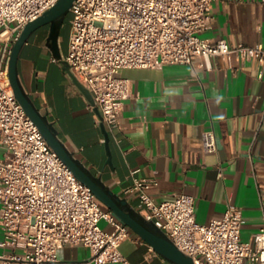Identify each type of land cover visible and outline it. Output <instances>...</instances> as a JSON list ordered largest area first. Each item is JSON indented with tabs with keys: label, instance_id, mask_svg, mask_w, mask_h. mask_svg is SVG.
Listing matches in <instances>:
<instances>
[{
	"label": "built area",
	"instance_id": "obj_1",
	"mask_svg": "<svg viewBox=\"0 0 264 264\" xmlns=\"http://www.w3.org/2000/svg\"><path fill=\"white\" fill-rule=\"evenodd\" d=\"M58 0H0V264H52L64 246H84L89 264H130L120 245L129 228L103 207L47 145L26 116L9 84L7 65L13 43L26 23ZM213 0H73L69 8L67 53L62 61L91 95L100 122L111 133L119 127L124 102L131 96L125 69H160L198 61L205 71L218 57L257 60L264 47L208 41ZM264 3V0H260ZM205 153L217 149L213 130L203 131ZM155 177L133 178L125 192L135 196L137 213L150 222L193 264H264L263 224L248 241L239 207L228 202L219 219L200 224L194 200L172 194L155 203ZM104 221L112 227L106 232Z\"/></svg>",
	"mask_w": 264,
	"mask_h": 264
},
{
	"label": "crops",
	"instance_id": "obj_2",
	"mask_svg": "<svg viewBox=\"0 0 264 264\" xmlns=\"http://www.w3.org/2000/svg\"><path fill=\"white\" fill-rule=\"evenodd\" d=\"M209 14L210 26L198 33L200 38L264 47L260 0H213ZM48 32L43 26L28 37L17 73L24 92L69 153L136 212L135 196L125 192L133 178H156L150 190L155 203L175 193L192 196L200 224L221 218L230 202L242 211L241 240L248 241L264 218V65L251 59L228 66L214 57L211 71L199 68L196 60L193 67L120 70L118 76L130 82L131 96L124 102L119 127L109 133L103 125L109 166L99 112L60 63L67 53L69 20L60 25L57 56ZM208 128L216 138L214 153L202 148L201 136ZM3 155L0 148V159ZM100 227L112 231L104 221ZM120 251L130 264H172L130 229ZM89 257L84 246H64L52 264H89Z\"/></svg>",
	"mask_w": 264,
	"mask_h": 264
},
{
	"label": "water",
	"instance_id": "obj_3",
	"mask_svg": "<svg viewBox=\"0 0 264 264\" xmlns=\"http://www.w3.org/2000/svg\"><path fill=\"white\" fill-rule=\"evenodd\" d=\"M72 1L73 0H58L41 16L26 23L21 30L18 39L11 47L7 65V75L13 95L26 116L37 126L47 145L56 153L74 177L90 189L102 206L111 211L121 223L137 234L153 251L165 260L172 264H193L192 260L181 253L160 230L156 229L152 223L140 217L132 206L128 204L125 198H121L105 188L99 178L93 176L81 162L69 153L63 143L57 138L56 131L52 124L47 121L44 115L39 113L20 84L17 73V59L24 43L35 30L43 26H48L49 32L47 41L50 42L54 56H57L56 40L59 34V28L64 17L68 14ZM60 63L76 88L85 96L89 104L93 106L94 102L90 93L75 79L66 63L62 60ZM93 108L94 111L98 113V110L95 107ZM101 130L104 135V145L107 155L106 164L110 166L108 135L103 124H101Z\"/></svg>",
	"mask_w": 264,
	"mask_h": 264
},
{
	"label": "rangeland",
	"instance_id": "obj_4",
	"mask_svg": "<svg viewBox=\"0 0 264 264\" xmlns=\"http://www.w3.org/2000/svg\"><path fill=\"white\" fill-rule=\"evenodd\" d=\"M64 24H65V26H66V22L69 20V14H67L65 17H64Z\"/></svg>",
	"mask_w": 264,
	"mask_h": 264
}]
</instances>
